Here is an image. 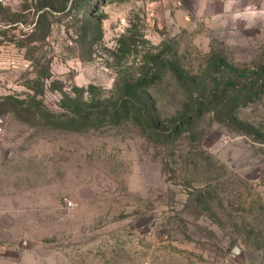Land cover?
Listing matches in <instances>:
<instances>
[{"label":"rangeland","instance_id":"obj_1","mask_svg":"<svg viewBox=\"0 0 264 264\" xmlns=\"http://www.w3.org/2000/svg\"><path fill=\"white\" fill-rule=\"evenodd\" d=\"M52 1L0 0V247L41 243L73 264H264V16L234 19L264 0H90L94 40L77 7L36 32ZM156 55L165 68L142 91L166 137L132 118L50 116L81 96L107 103ZM177 69L217 71L236 99L174 131L187 98Z\"/></svg>","mask_w":264,"mask_h":264},{"label":"trees","instance_id":"obj_2","mask_svg":"<svg viewBox=\"0 0 264 264\" xmlns=\"http://www.w3.org/2000/svg\"><path fill=\"white\" fill-rule=\"evenodd\" d=\"M89 4L90 0H61L59 3L53 1L48 3L46 5L49 7L48 9L45 8V5H39L38 10L40 13L35 24L36 32L40 30L42 31V35H48L55 22L52 17L58 14L54 13V11H64L67 9L70 11L71 8L77 7L83 11L85 16L82 17H85V20L89 23H97L96 32L93 33L96 35H91L92 40L100 39L102 21L100 17L92 15V9L89 10L88 8ZM90 32H92V30ZM42 35L39 36L34 33L31 39L32 41H38L41 39ZM151 62V67L146 64L144 66V71L140 72L137 77H129L127 79L130 83L125 85V89L117 88L119 85V80H117L115 84V89L117 91L116 93L114 92V96H112L107 103L94 100L91 97L85 100L84 97L81 96V105L78 107V104L74 103V109L71 111L72 114H56L50 112V116L62 118L59 122L67 121V123L70 124L80 122L81 124H90L92 126H96L105 120L116 123L124 119L132 118L142 123L144 128L149 130L150 136H154L158 139L166 137L168 134H164L165 132H158L164 122L165 116L163 110L159 106L158 99L153 93L142 91V86L145 82L153 83L161 76V70L165 68L166 63L162 60L160 55H156ZM160 67L162 68L161 70H159ZM175 67L177 68V66ZM208 71L209 73L204 72L203 75H183L182 72L177 69L175 78L183 80L184 86L187 85L185 90L187 98L185 99L186 104L171 120V124L175 129L174 131H177L178 127L182 125L185 126V124H189L193 120L200 119L206 112L212 111L221 113L220 111L224 109L226 102L233 103L234 99H236V95L232 98H226L228 89H216L215 87L221 79H226L228 77L223 75L218 76L216 74L217 71H214L215 74L210 73L209 69ZM229 81L226 82V85L230 83ZM5 99H12L15 103L19 104L23 103V101L16 97H5ZM34 100L35 99L32 101ZM39 103L42 105V102ZM63 117L65 119H63Z\"/></svg>","mask_w":264,"mask_h":264},{"label":"crops","instance_id":"obj_3","mask_svg":"<svg viewBox=\"0 0 264 264\" xmlns=\"http://www.w3.org/2000/svg\"><path fill=\"white\" fill-rule=\"evenodd\" d=\"M50 251V252H49ZM47 250L43 244L0 247V264H73L66 253ZM63 254V255H62Z\"/></svg>","mask_w":264,"mask_h":264},{"label":"clouds","instance_id":"obj_4","mask_svg":"<svg viewBox=\"0 0 264 264\" xmlns=\"http://www.w3.org/2000/svg\"><path fill=\"white\" fill-rule=\"evenodd\" d=\"M258 16H264V10L256 11L254 9H249V10H246L245 13H237L234 19L243 17L244 19L251 20Z\"/></svg>","mask_w":264,"mask_h":264},{"label":"water","instance_id":"obj_5","mask_svg":"<svg viewBox=\"0 0 264 264\" xmlns=\"http://www.w3.org/2000/svg\"><path fill=\"white\" fill-rule=\"evenodd\" d=\"M230 255L236 259L239 260L240 257L243 255V249L240 244H236L230 251Z\"/></svg>","mask_w":264,"mask_h":264},{"label":"built area","instance_id":"obj_6","mask_svg":"<svg viewBox=\"0 0 264 264\" xmlns=\"http://www.w3.org/2000/svg\"><path fill=\"white\" fill-rule=\"evenodd\" d=\"M4 118L3 117H0V133L3 132V129H4Z\"/></svg>","mask_w":264,"mask_h":264}]
</instances>
